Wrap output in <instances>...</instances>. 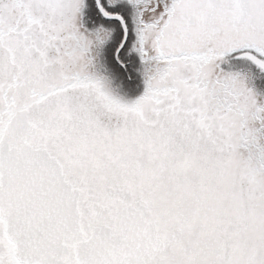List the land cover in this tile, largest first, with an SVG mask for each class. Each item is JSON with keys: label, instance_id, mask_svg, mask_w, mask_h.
<instances>
[{"label": "snow or ice", "instance_id": "6c2138e0", "mask_svg": "<svg viewBox=\"0 0 264 264\" xmlns=\"http://www.w3.org/2000/svg\"><path fill=\"white\" fill-rule=\"evenodd\" d=\"M0 264H264V0H0Z\"/></svg>", "mask_w": 264, "mask_h": 264}]
</instances>
